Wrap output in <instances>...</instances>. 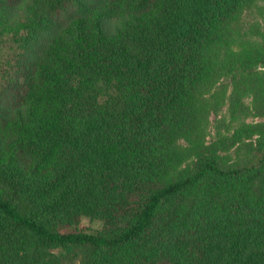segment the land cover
I'll list each match as a JSON object with an SVG mask.
<instances>
[{
  "label": "trees",
  "instance_id": "obj_1",
  "mask_svg": "<svg viewBox=\"0 0 264 264\" xmlns=\"http://www.w3.org/2000/svg\"><path fill=\"white\" fill-rule=\"evenodd\" d=\"M250 2L0 0V264H264V139L165 155Z\"/></svg>",
  "mask_w": 264,
  "mask_h": 264
},
{
  "label": "rangeland",
  "instance_id": "obj_2",
  "mask_svg": "<svg viewBox=\"0 0 264 264\" xmlns=\"http://www.w3.org/2000/svg\"><path fill=\"white\" fill-rule=\"evenodd\" d=\"M216 49L211 70L192 86L187 122L183 117L165 150L178 169L202 151L215 154L221 164L248 161L264 139V0H251L233 20L229 39ZM7 86L0 91L4 105L17 96L12 82ZM101 225L84 218L79 227Z\"/></svg>",
  "mask_w": 264,
  "mask_h": 264
}]
</instances>
